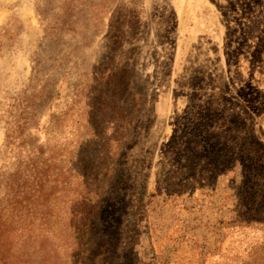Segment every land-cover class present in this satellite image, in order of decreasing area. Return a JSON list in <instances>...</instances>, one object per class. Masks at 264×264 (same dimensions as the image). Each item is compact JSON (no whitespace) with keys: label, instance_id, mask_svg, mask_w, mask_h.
I'll return each mask as SVG.
<instances>
[{"label":"rangeland","instance_id":"1","mask_svg":"<svg viewBox=\"0 0 264 264\" xmlns=\"http://www.w3.org/2000/svg\"><path fill=\"white\" fill-rule=\"evenodd\" d=\"M0 213L37 264H264V0H0Z\"/></svg>","mask_w":264,"mask_h":264},{"label":"trees","instance_id":"2","mask_svg":"<svg viewBox=\"0 0 264 264\" xmlns=\"http://www.w3.org/2000/svg\"><path fill=\"white\" fill-rule=\"evenodd\" d=\"M49 29H46V37L48 36V31ZM116 33V32H115ZM51 35V34H50ZM54 35V34H53ZM52 35V36H53ZM42 95H45V98H47L48 100H52L54 97V91L51 89L48 92H46L45 88L43 87L42 89ZM116 122V121H115ZM121 121L116 122V131L118 132L119 129H121L120 124ZM133 123V122H132ZM131 123V125H132ZM28 124L27 121H25L24 125H19L18 126V130L21 131V133H23L24 131V127H26ZM129 124V123H128ZM127 125V124H125ZM129 125V126H131ZM128 126V125H127ZM111 141V140H110ZM109 141V142H110ZM121 141H116L114 142V144H117L119 147V152H121ZM123 149V148H122ZM110 155L112 151H109ZM120 155V154H116L114 155V162H116V157ZM115 166V164H114ZM80 168V166L78 167ZM76 170L73 169V167H68L66 170V178H63V174H58L57 176L59 177V179L63 178L62 181H65V184L69 183V179L72 178L73 176L75 177L77 174V177L83 181L82 183V187L84 189L85 192L88 193H92V191H90V187H88V183L90 181L95 182V178L96 175L95 173H90L91 171H78L74 174V171ZM115 170V169H114ZM114 170L111 171L109 169V173H112V176H114ZM98 173V171H97ZM73 175V176H72ZM94 177V178H93ZM112 180V178H110ZM110 180V181H111ZM108 183H105V185H107ZM94 188V187H93ZM92 188V189H93ZM196 188V186L192 183V182H186L182 189H180L179 191H177V193L182 194L183 192H186L187 190H191L193 191ZM24 193V189L19 191V197H21ZM96 195V194H95ZM107 195V191L103 190L102 193H97V197H93V198H89V197H85L84 198V202L82 201V197L81 198H74L71 199V204H75L77 203V201L83 202L81 204L82 206V211H83V207H87L89 208L91 211H100L103 203H104V197ZM67 197H70V194H67ZM84 197V196H83ZM24 202H25V198ZM24 204V203H23ZM94 214H84L82 213V215L80 216V225L77 227V232L75 234V239L77 241V239L79 238V241L82 240V238H85L86 236H88L91 232V228H90V224L91 222L94 220ZM11 221L8 218H4V216L0 213V264H37L33 261V256L31 257V245H30V241L33 240L34 237V231L33 228H29L28 229V225L26 224V222L24 221L23 224L21 225V227L17 230H14V228L12 227V223L8 222ZM40 236H41V232H40ZM92 247V245H91ZM17 248V251H16ZM23 250V251H21ZM42 252V247L39 248V253ZM79 252V250H78ZM91 252L88 251L86 254H90ZM45 259V258H44ZM52 257H50L48 259H45L47 264H51V262H53ZM32 261V262H31ZM44 262V261H43Z\"/></svg>","mask_w":264,"mask_h":264}]
</instances>
